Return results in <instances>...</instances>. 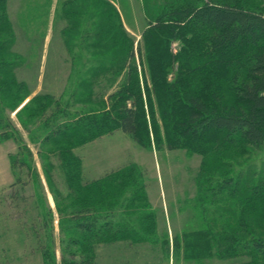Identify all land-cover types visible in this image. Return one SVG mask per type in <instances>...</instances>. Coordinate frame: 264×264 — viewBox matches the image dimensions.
<instances>
[{
	"label": "rangeland",
	"instance_id": "obj_1",
	"mask_svg": "<svg viewBox=\"0 0 264 264\" xmlns=\"http://www.w3.org/2000/svg\"><path fill=\"white\" fill-rule=\"evenodd\" d=\"M109 1L119 11L137 48L156 3ZM261 2L264 7V0ZM93 4V0H5L14 35L9 52L16 60V82L23 86L19 90L13 85L12 96L0 88V264H75L85 257L77 242L84 235L79 223L89 220L96 229L108 227L111 221L115 229L141 236L139 240L95 241L93 264H241L247 257L187 259L183 244L175 246L176 237L182 240L183 234L207 218V200L202 201L197 185L202 165L209 164L203 153L164 146L158 151L154 141L149 149L121 129L74 144L70 153L80 160L81 184L104 179L91 186V204L76 202V189L70 187L65 175L69 172L66 156L47 136L74 117L85 119L101 113L126 72L118 74L121 66L115 64L109 73L92 75V93L79 87L89 77L88 69L100 66L103 58L95 56L101 52L88 48L94 37ZM73 23L77 25L74 31ZM180 45L174 41L172 50L177 53ZM141 60L137 55L143 85ZM174 76L170 73L169 80ZM250 150L234 157L230 166L212 170L221 177L215 176L213 183L238 177H255L257 183L264 170V145L251 146ZM127 167L133 168L135 187L129 185L114 199L111 195L98 199L97 190ZM231 172L232 177H228ZM136 186H143V191L137 187L139 194L148 197L139 201L138 207L132 200ZM76 210L82 216L74 218Z\"/></svg>",
	"mask_w": 264,
	"mask_h": 264
},
{
	"label": "trees",
	"instance_id": "obj_2",
	"mask_svg": "<svg viewBox=\"0 0 264 264\" xmlns=\"http://www.w3.org/2000/svg\"><path fill=\"white\" fill-rule=\"evenodd\" d=\"M151 1L157 5L136 48L116 7L109 0H93L96 18L88 48L101 52L95 56L103 58L100 66L88 69L89 77L79 87L92 93V75L109 73L119 65L118 74L126 70L124 79L101 113L85 119L74 117L64 127L50 131L47 138H52L66 156L69 172L65 175L70 187L76 189L78 203H90L91 186L104 179L82 185L80 160L70 153V148L111 130L121 129L149 149L154 141L158 151L164 146L207 155L209 164L202 165V177L197 183L202 201L207 200V218L201 226L183 234L182 240L176 237L175 246L183 244L187 259L240 256L247 257L241 264H264V170L257 173V183L255 177L230 178L225 183L216 179L213 183L219 174L211 172L230 166L234 157L249 153L251 146L264 145L262 0ZM5 6V0H0V88L12 96L13 85L19 90L23 85L16 82L13 71L16 60L9 48L14 35ZM76 27V23L71 24L73 31ZM174 41L181 44L177 53L172 50ZM137 55L142 59L143 85ZM172 72L175 76L169 80ZM131 167L120 171L111 183L103 184L97 190L98 199L103 195L114 199L129 185L135 187ZM231 175L233 172L228 177ZM136 188L132 200L138 207L139 201L148 197L145 193L141 196ZM73 213L74 218L82 216L77 210ZM79 224L84 235L77 242L85 257L75 264H93L95 241L141 239L115 229L111 221L101 229H96L90 220Z\"/></svg>",
	"mask_w": 264,
	"mask_h": 264
}]
</instances>
